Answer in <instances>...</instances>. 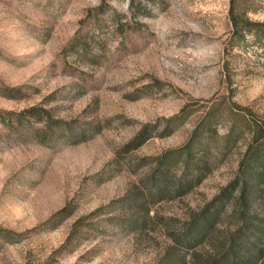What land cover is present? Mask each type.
I'll list each match as a JSON object with an SVG mask.
<instances>
[{
  "label": "rangeland",
  "instance_id": "rangeland-1",
  "mask_svg": "<svg viewBox=\"0 0 264 264\" xmlns=\"http://www.w3.org/2000/svg\"><path fill=\"white\" fill-rule=\"evenodd\" d=\"M239 2L264 20V0ZM227 8L228 0H0V85L19 87L0 95V110L39 103L73 125H101L84 141L43 144L0 121V264L157 263L170 243L162 221L177 224L225 185L243 143L188 192L151 203L161 219L131 231L117 219L129 214L122 198L151 157L181 144L211 100L264 117V54L252 34L231 41ZM185 103L191 111L172 132L120 151L141 124ZM215 125L224 132V121ZM63 205L71 211L59 219Z\"/></svg>",
  "mask_w": 264,
  "mask_h": 264
},
{
  "label": "trees",
  "instance_id": "trees-1",
  "mask_svg": "<svg viewBox=\"0 0 264 264\" xmlns=\"http://www.w3.org/2000/svg\"><path fill=\"white\" fill-rule=\"evenodd\" d=\"M245 8L256 9L241 5L239 0H228L231 41L239 43L246 34H252L264 54V20L249 18ZM18 89L0 85V95L16 97ZM190 111L185 103L170 115L141 124L120 151H130L154 134H169ZM0 121L14 129L18 139L43 144L57 139L84 141L101 128L90 121L73 125L39 103L17 111L0 110ZM218 121L226 126L221 134L216 131ZM240 142L243 149L225 185L177 224L162 221L166 228L169 226L166 233L170 243L155 264H264V117L233 100L222 105L213 100L204 104L186 139L151 157L138 184L122 198L129 214L117 219L131 231L149 226L154 216L161 219L149 214L151 203L188 192ZM70 211L63 205L55 213H61V219ZM221 222L225 225L219 227Z\"/></svg>",
  "mask_w": 264,
  "mask_h": 264
}]
</instances>
